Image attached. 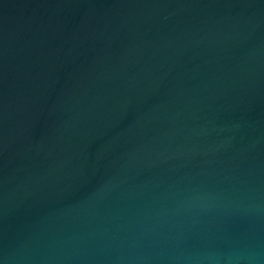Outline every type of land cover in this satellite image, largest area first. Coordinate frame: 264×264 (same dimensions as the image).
<instances>
[{
	"label": "water",
	"instance_id": "1",
	"mask_svg": "<svg viewBox=\"0 0 264 264\" xmlns=\"http://www.w3.org/2000/svg\"><path fill=\"white\" fill-rule=\"evenodd\" d=\"M0 264H264V0H0Z\"/></svg>",
	"mask_w": 264,
	"mask_h": 264
}]
</instances>
